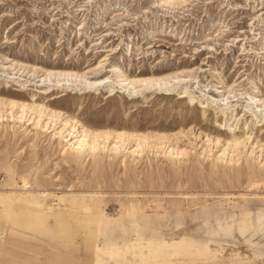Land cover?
I'll return each mask as SVG.
<instances>
[{
  "label": "rangeland",
  "instance_id": "1",
  "mask_svg": "<svg viewBox=\"0 0 264 264\" xmlns=\"http://www.w3.org/2000/svg\"><path fill=\"white\" fill-rule=\"evenodd\" d=\"M260 213L264 0H0V264H264L203 232L250 214L264 253ZM146 228L198 246L150 255Z\"/></svg>",
  "mask_w": 264,
  "mask_h": 264
},
{
  "label": "bare ground",
  "instance_id": "2",
  "mask_svg": "<svg viewBox=\"0 0 264 264\" xmlns=\"http://www.w3.org/2000/svg\"><path fill=\"white\" fill-rule=\"evenodd\" d=\"M140 82L147 83L146 80H140ZM132 83L133 82L130 81L129 85ZM189 99H190V101H192L193 98L189 97ZM11 103L16 105V106L27 107V104L20 103V102L15 101V100H13ZM251 115H252V118L253 117H256V118L259 117V115L255 114V113H251ZM260 117H262V115H260ZM92 133L94 135H97V136H99V134H101V132H98V131H93ZM118 135L121 136L120 133ZM83 138H81V140H77L74 144H72L71 149L73 151H76V152L81 151L83 149H86V147H88L89 150L94 149L93 146H88L87 144H85L84 142L86 140L84 141ZM59 215L60 214H56V213L49 211V210L45 211L44 214L41 213L42 218H44V219L52 218L55 221L54 230H49V232L52 233L54 237L59 238L62 242H64V239L71 241L72 240L71 227L68 224V222L65 221L64 219H58ZM249 215L250 214H246L244 217L238 218V219H236L233 216H228L226 218H223V219H220L217 221L211 220L210 223L208 225H206L204 230H203L205 242L211 243L208 245V248L214 249L216 251L219 250L220 248H222L223 250H225L227 256L237 258L243 262H247V261L248 262L249 261L250 262H253V261L258 262L259 258L262 255H264L263 252L262 253L261 252L260 253H254V252H251L248 248H245L243 245H241L239 243L236 244L237 241L239 242L242 239L244 240L243 237L245 236V234L250 233L251 230L254 229V224H253L252 219ZM257 218H258L257 221L259 222V227H260V229L263 230L264 229V213L258 214ZM40 223H44L43 219H42V221H40ZM37 224H39V223H34L33 225H37ZM145 231L148 232L147 238L145 240H146V247L148 250V254H150V255H153L154 253L161 255V254H163L162 249L165 247H168V246L172 247V253L171 254L178 253V252L186 253L187 251L190 250L191 247H193V245L198 246V244L195 241H192L191 239H187L184 237L180 238L178 241H172V243L169 245L168 242H166L164 239L159 237L158 231L154 230V228H151V229L146 228L144 230H141L137 233V236L139 238H142L144 236ZM211 235H214V237L212 239L209 238V236H211ZM99 237H100V229L99 228H95V229H90L89 227L86 228L85 233H84V239L88 244L95 245L97 243ZM117 240H118V237H116V236H110V235L107 236V238H105L107 249L108 250L113 249L116 245ZM140 240H144V239H140ZM140 255L142 257H144L145 254L143 252H141ZM164 255H166V254H164ZM3 256H5V255H2L1 258ZM223 256H225V255H223ZM227 258H229V257H227ZM234 258H232V259H234ZM246 258L248 260H246ZM14 264H15V262H14ZM22 264H24V262Z\"/></svg>",
  "mask_w": 264,
  "mask_h": 264
}]
</instances>
